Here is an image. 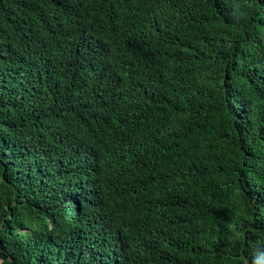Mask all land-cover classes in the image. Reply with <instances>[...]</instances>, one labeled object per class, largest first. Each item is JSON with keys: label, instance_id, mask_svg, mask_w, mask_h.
<instances>
[{"label": "trees", "instance_id": "1", "mask_svg": "<svg viewBox=\"0 0 264 264\" xmlns=\"http://www.w3.org/2000/svg\"><path fill=\"white\" fill-rule=\"evenodd\" d=\"M0 264H264V0H0Z\"/></svg>", "mask_w": 264, "mask_h": 264}]
</instances>
